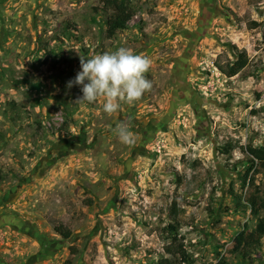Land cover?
<instances>
[{
  "label": "rangeland",
  "instance_id": "obj_1",
  "mask_svg": "<svg viewBox=\"0 0 264 264\" xmlns=\"http://www.w3.org/2000/svg\"><path fill=\"white\" fill-rule=\"evenodd\" d=\"M125 1L135 15L109 36L100 0H0V264L175 261L174 202L178 264L237 263L264 219V169L241 187L246 146L264 145V0ZM119 47L152 59V90L111 116L102 98L76 102L80 56ZM234 48L249 64L229 78L213 64L234 62ZM121 122L132 145L113 131ZM227 143L238 148L222 155ZM257 255L248 264H264V239Z\"/></svg>",
  "mask_w": 264,
  "mask_h": 264
},
{
  "label": "clouds",
  "instance_id": "obj_2",
  "mask_svg": "<svg viewBox=\"0 0 264 264\" xmlns=\"http://www.w3.org/2000/svg\"><path fill=\"white\" fill-rule=\"evenodd\" d=\"M153 61L144 54H135L131 48L119 47L112 52H104L90 58L80 56L81 70L67 87L80 86L82 96L76 102L94 104L103 99L102 110L111 116L121 108L142 99L153 88L147 78ZM122 144L132 145L135 135L130 125L119 123L113 129Z\"/></svg>",
  "mask_w": 264,
  "mask_h": 264
},
{
  "label": "trees",
  "instance_id": "obj_3",
  "mask_svg": "<svg viewBox=\"0 0 264 264\" xmlns=\"http://www.w3.org/2000/svg\"><path fill=\"white\" fill-rule=\"evenodd\" d=\"M101 9L105 16V32L109 36H114L118 32H122L128 29V24L131 19L135 15L134 9L125 1V0H100ZM258 27V24L252 22L249 24V28ZM88 50L85 49V52ZM234 56L235 61H221L220 57H217L214 61V67L220 72L222 75L226 77H235L239 74L248 64L249 59L243 50H237L234 48ZM49 57L53 59L51 64H54L55 67L58 66L59 60L57 55L49 54ZM13 105V102H11ZM39 126V124H38ZM238 148L237 144L227 143L220 148V152L222 155H229V153ZM245 163L250 164L249 167L246 168L245 174L242 177L241 187L245 188L247 183V178L252 170L255 163L262 169H264V145L259 147H253L251 145H247L245 148ZM189 186L190 183H186ZM189 194L193 191L188 190ZM240 209L242 211H246L248 208H253L254 202L247 200L246 202L243 198L239 197L238 199ZM178 208L176 203L174 202L169 210V215L171 219V223L165 227V230L168 231V235L171 239L170 245L164 248V252L175 259L172 261L169 257L160 258L157 264H178L176 260L179 259L185 263L188 262L187 251L184 247L183 240L177 234V224H178ZM55 232L59 234L64 240L70 238L71 233L68 229H64L62 227H56ZM264 239V219H260L253 230L244 233L242 239V247L240 252L237 255V263H231L230 261L220 260L216 264H248L253 259L258 257V252L260 248V242ZM72 252H76V249L71 248ZM66 264H70L68 261Z\"/></svg>",
  "mask_w": 264,
  "mask_h": 264
}]
</instances>
